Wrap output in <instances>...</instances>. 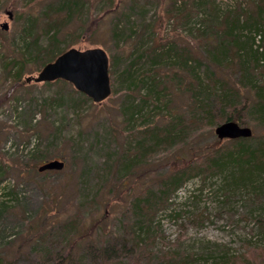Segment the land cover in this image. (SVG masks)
<instances>
[{
  "label": "rangeland",
  "instance_id": "374dc122",
  "mask_svg": "<svg viewBox=\"0 0 264 264\" xmlns=\"http://www.w3.org/2000/svg\"><path fill=\"white\" fill-rule=\"evenodd\" d=\"M60 1L0 0V168L5 171L0 176V262L216 264L223 254L230 264H264V202H255L250 190L234 189L231 182L223 183L222 175L206 169V147L218 139L215 126L226 119L208 127L206 120L190 118V91L176 86L170 76L173 69H158L157 88H165L170 96L162 94V102L148 98L135 118L142 122L146 116L150 122L135 124L143 132L147 126L167 123L173 126L169 133L176 137L172 144L125 170L124 148L137 133L126 127V109L141 105L146 91L143 87L129 91L115 79L132 60L140 38L148 49L175 40L200 58L202 70L208 64L225 84L240 88L236 101H246L253 92L239 74L241 50L235 53V46L229 45L226 61L212 64L206 48L213 44L199 35L205 26L200 18H210L215 12L218 19L204 29L206 34L215 33L216 24L228 14L254 15L259 0H209L205 8H199V2L206 0H82L81 15L61 8ZM182 3L184 9L174 15L172 6ZM129 12L142 26L116 44L113 26ZM5 21L7 30L1 26ZM145 27L149 34L141 37ZM50 28L62 41L60 49L65 46L52 60L71 46H100L107 51L115 91L104 102L71 103L67 98L77 99V90L64 80L50 85L27 83L25 77L36 75L43 66L33 61L25 63L21 82L7 76L6 63L8 58L19 57L24 31H28L27 40H37V46L44 48L53 33ZM237 31L239 39L249 34L246 27ZM258 42L264 51V40ZM113 57L119 58L114 72ZM257 73L264 80V71ZM187 76L186 71L180 74L182 81L192 83ZM201 100L205 104V93ZM239 115L241 124L264 134V125L254 124L247 112ZM184 130L187 135L178 138ZM36 148L38 157L33 153ZM50 159L63 160L66 166L40 171V164ZM188 166L191 170L180 186H165ZM164 187L166 192L161 190ZM149 193L155 205L144 202L136 210L135 198L145 199ZM137 218L149 227L140 237ZM46 248L53 254L43 260ZM56 249L64 260L70 253L71 260L54 262Z\"/></svg>",
  "mask_w": 264,
  "mask_h": 264
},
{
  "label": "trees",
  "instance_id": "16d2710c",
  "mask_svg": "<svg viewBox=\"0 0 264 264\" xmlns=\"http://www.w3.org/2000/svg\"><path fill=\"white\" fill-rule=\"evenodd\" d=\"M208 2L209 0H206V2H199V8H205ZM60 4V7L67 10L69 13H74V15L76 13H80L81 15L82 13V0H61ZM172 7L176 9L174 11L175 15L180 10L184 9V4L182 3V5H175ZM204 11L205 10H203V13ZM200 15H203L202 12H200ZM216 19H218V17L215 12L210 18H200V22L205 26H203V30L199 32V35L200 37L206 38L208 43L213 44L209 49L206 48L210 60L213 62L212 64L216 66L222 65L226 57L227 46H235V53L240 49L241 51L237 54L239 74L244 85H249L251 87L250 90H252L253 94L248 97L246 101H236L235 98L239 96L237 94L241 93L242 90L225 84L218 76L214 75V73L209 70L208 64H206V70H202L200 58L191 55L187 52L186 48L181 46L177 41L167 40L166 42L154 45L148 49V44L143 43V39L140 38L137 42L138 44H136L138 46L134 49L135 52L132 60L128 65L124 66L122 71L117 72L115 77L116 82L120 83V86H125L129 91H134L141 87L146 91L141 105L126 109V111H128L125 118L126 127L129 130L132 129V131L137 130V133L135 132L136 139L130 142L133 137L129 138L127 146L124 148V153L126 154L122 157L124 159V163L122 164L123 169L127 170L128 167L134 165L135 162H139L157 153L163 145L172 144V141L176 137L173 133H169L171 131L170 128H173V126L167 123L159 126L154 125L152 127L146 125L147 128H145L143 132L141 131V127H136L135 124L141 123L143 124L142 126H144V124L150 122L146 116L143 117L144 121L142 122H137V118H135V114L141 112V107H145L147 104L146 100L148 98L153 96L156 98L157 102H162L163 95L167 97L170 96L168 92L164 93V91H166L165 88L163 90L160 88V90H158L157 88L158 83L156 81L159 77L157 78V73L155 72L164 66L171 70L173 69L174 72L177 71V73L173 72V75L172 73L170 75L171 79L176 82L177 87L178 85H183L190 91L191 98L188 100L189 104L187 105L190 118L206 120L207 126L211 127L218 123L219 120L233 119L241 121L243 118H241L239 114H241V112H247V117L250 118L254 124L260 126L264 125V80L260 77L262 75L257 76L258 69L264 71V51L257 47L260 45L258 41L264 40V0H259L256 4L254 15L250 14L246 18H241L238 14H228L221 24H216L215 33L206 34V30L204 29L208 30V25H210L208 22L212 20L216 21ZM142 21L145 20L141 18V22ZM140 26H142V24L132 17V12L127 14L123 13L122 17L113 26L115 43L118 44L119 42L125 41L128 36H133L135 28L138 29ZM244 27L249 30V34L239 39L237 34L240 32L237 30H243ZM52 30L53 33L50 36L48 46L44 48L37 46V40H27L28 31H24V37L18 52L19 57L8 58V62L6 63L9 64L7 76H9L10 80L21 82L24 73L23 67L27 61H33L35 64L44 65L52 60L65 47L62 46V49H60L62 41L56 38V33L54 29L50 31ZM147 32L148 28L145 27L144 34H142L141 37H145V35L149 34ZM152 34H154V32ZM116 64H119V58L113 57V72L114 69H116ZM184 71H186L188 76L192 77V83L186 84L185 81L181 80L180 74ZM57 81L61 82L62 80L45 82L44 84L50 85ZM62 82L65 83L64 81ZM114 91L115 89L113 93ZM74 92L78 96V100L67 98L71 103H78L80 101L91 103V99L85 94L78 91ZM204 93L206 94L205 104L201 100ZM166 103H168V99ZM155 107L159 108L157 103ZM229 110H231V112L227 113ZM181 120L182 119L178 120L179 125H182L180 123L182 122ZM184 127L186 130L188 126L185 125ZM181 130H183L182 127ZM185 130L179 134L178 138H183V136L187 135V133H184ZM226 141L228 144L223 146L222 142ZM33 153L38 157L40 151L36 148ZM24 166L27 167L28 164ZM189 166L178 172V174H174L171 177L170 183L167 184L166 182L165 186L168 188L169 186H173L174 188L179 186L189 174V170H191V166ZM206 169L221 173L222 176L226 177L227 183H232L234 189L243 188L245 191L250 190L251 196L254 197L255 202H264V134L253 133L250 137L216 139L212 144L206 147ZM4 174L5 171L3 168H0V176ZM225 182L226 181L223 183ZM80 185L82 187L83 184L80 183ZM82 190H85V187H83ZM161 190L166 192L165 187ZM135 199L136 200L132 202V204L136 210L141 209L142 203L144 202L150 204V207L155 205L150 193L145 196V199ZM135 223L138 237L142 235V231L145 230V227L149 229L148 225L142 224L138 218ZM57 249L55 251L56 256L52 258L54 262H69L71 260L72 255L70 253H66L67 257L64 260L61 256V252ZM96 253L97 251L94 250L93 254L96 255ZM52 254L53 251L46 248L43 255L41 254V257L43 260H46V257ZM221 257L219 263L215 261L216 264H230L228 256L222 254ZM0 264L5 263L2 261ZM6 264L10 263L8 262ZM163 264L172 263L163 261Z\"/></svg>",
  "mask_w": 264,
  "mask_h": 264
},
{
  "label": "water",
  "instance_id": "95a60500",
  "mask_svg": "<svg viewBox=\"0 0 264 264\" xmlns=\"http://www.w3.org/2000/svg\"><path fill=\"white\" fill-rule=\"evenodd\" d=\"M9 18L12 14L8 12ZM8 29V22L2 24ZM110 58L107 51L100 46L85 49L70 47L60 53L54 60L44 64L36 75L25 77L27 82H46L64 79L71 82L80 92L85 93L94 102H102L110 96L112 86L109 74ZM215 133L220 139L249 137L252 128L241 125L235 120H226L215 126ZM64 161L50 159L39 166V170L62 169Z\"/></svg>",
  "mask_w": 264,
  "mask_h": 264
},
{
  "label": "bare ground",
  "instance_id": "6f19581e",
  "mask_svg": "<svg viewBox=\"0 0 264 264\" xmlns=\"http://www.w3.org/2000/svg\"><path fill=\"white\" fill-rule=\"evenodd\" d=\"M258 46H259V45H258ZM110 83H111V85H112L111 75H110ZM249 137H250V136H249ZM225 139H228V138H225ZM218 174L222 175L221 173H218ZM222 179H223V182H224V181L228 182L227 179H226V177L222 176ZM229 181H231V180H229ZM181 184H182V183H181ZM181 184H180V185H181ZM180 185H179V186H180ZM177 187H178V186H177ZM177 187H176V188H177Z\"/></svg>",
  "mask_w": 264,
  "mask_h": 264
}]
</instances>
